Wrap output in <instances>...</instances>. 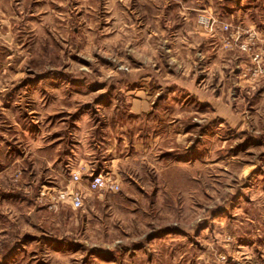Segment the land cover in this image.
<instances>
[{"label": "rangeland", "instance_id": "obj_1", "mask_svg": "<svg viewBox=\"0 0 264 264\" xmlns=\"http://www.w3.org/2000/svg\"><path fill=\"white\" fill-rule=\"evenodd\" d=\"M49 1L56 20L74 2ZM109 1L105 40L157 30L146 81L76 45L84 23L0 0V264H264V0ZM73 189L81 208L55 199Z\"/></svg>", "mask_w": 264, "mask_h": 264}, {"label": "crops", "instance_id": "obj_2", "mask_svg": "<svg viewBox=\"0 0 264 264\" xmlns=\"http://www.w3.org/2000/svg\"><path fill=\"white\" fill-rule=\"evenodd\" d=\"M42 1H43L42 2L43 8L42 10H39L38 13L43 14V17H44L43 26L45 22H47L50 25L51 21H55L56 23H59L60 21L64 25L75 22L78 26L76 28L77 29L76 32H79L78 29L81 32V28L79 24H82V23L85 24L84 33L86 34L84 35H86V40L84 41L83 36L80 35L75 38L74 42L76 45L85 46L89 44L94 49L95 48L100 49L104 51L105 53L106 51L112 52V50L114 51L119 50L120 52H123V53L130 52L129 54L131 58L129 59L130 61L129 60L128 61L134 62L135 64L140 65L139 69L137 70L139 72V74L137 73L139 77L145 76L146 78H148L147 74H150V72L147 70H149L150 65L151 64H154L156 66L159 65L161 58H160V53L157 49V39H156L157 30H155L154 34L152 33L147 34V27H149L150 24H148L147 26L142 24V26L139 25L133 28L130 22L128 21L126 24H128L129 26L127 30H125L123 38H122V35L116 33L114 34V36H111L108 40H105L106 37H103V35H106L108 32L106 28L104 27L100 28L101 26L100 22L104 21L105 19L100 20V17L98 15L100 11V1L101 0H74L72 5L70 4L67 6V4L66 5L61 4L60 5L61 12L57 20L55 19L54 14L52 15L49 14V15L44 16L46 13L50 12L51 2L49 0H42ZM107 6H108L107 10L104 12L106 14H111V16L114 17L113 19H119L123 17L120 14H118L119 6L116 4V2H114V0H110ZM39 28L42 29L43 27L41 26ZM135 28L138 29L137 33H135L134 31ZM191 30L192 32L188 33L190 37L192 35L198 40L202 39V41L205 42L204 39H207L205 34L202 33V34H197V36H195L196 27L193 25L191 27ZM153 37H155L154 43L150 41V39ZM189 47H191V45L187 44L185 48L187 50V52L186 51L185 52L188 55V60H191V58L192 60H195L194 56H191V54H189L190 52ZM84 51H90V48L88 47ZM173 51L174 49L172 48V52ZM123 53H122V56H124ZM201 58H202V61L204 60L203 61L204 65L200 73L207 75L209 71V68H208L209 59L208 58L205 59V50H203V53H201ZM176 59H178V56L175 57L172 54V60H176ZM193 63L195 64L196 62H193ZM145 77L143 78L144 81L147 80ZM171 83L173 84L177 83L179 85L180 81L173 80ZM20 93L25 94V93H28V91L23 92L22 90H19L17 94H20ZM16 98L18 100H22V96L17 95ZM28 98H31V97L29 96ZM137 107H138L137 104H135L134 109ZM122 248L123 247H119V249H122ZM102 249H106V248L102 247ZM124 262L125 260H123V263Z\"/></svg>", "mask_w": 264, "mask_h": 264}, {"label": "built area", "instance_id": "obj_3", "mask_svg": "<svg viewBox=\"0 0 264 264\" xmlns=\"http://www.w3.org/2000/svg\"><path fill=\"white\" fill-rule=\"evenodd\" d=\"M200 20L204 24H208L207 19L204 17H201ZM91 175V174H90ZM89 180H86L87 183V189L89 191H107V192H114L117 190L118 185L114 180H112L109 176H103V175H97V176H89ZM75 182L79 183L81 177L78 176V174H73V177ZM56 200L63 201L68 199L71 203V206L73 208H81L83 204V196L82 192L80 190H71L66 192H61L56 195Z\"/></svg>", "mask_w": 264, "mask_h": 264}]
</instances>
